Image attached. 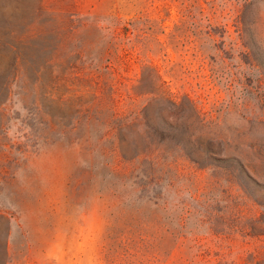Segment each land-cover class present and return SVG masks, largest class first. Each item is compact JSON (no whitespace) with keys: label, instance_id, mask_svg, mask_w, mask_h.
Instances as JSON below:
<instances>
[{"label":"rangeland","instance_id":"374dc122","mask_svg":"<svg viewBox=\"0 0 264 264\" xmlns=\"http://www.w3.org/2000/svg\"><path fill=\"white\" fill-rule=\"evenodd\" d=\"M168 1L0 0V264H264V0Z\"/></svg>","mask_w":264,"mask_h":264},{"label":"trees","instance_id":"16d2710c","mask_svg":"<svg viewBox=\"0 0 264 264\" xmlns=\"http://www.w3.org/2000/svg\"><path fill=\"white\" fill-rule=\"evenodd\" d=\"M131 1H133L135 4L144 8V10L148 7V5H153L154 7H158V6L159 7H161V6L165 7L167 4H169L168 0H131ZM172 1L176 2L179 7H182L184 4L183 0H172ZM204 1L207 4H211V1H214V0H204ZM200 4H201V2L199 0H191V2H190V6H193V7H198V6L201 7ZM139 12H140V14L135 19V21H133V23L131 25H133L135 29L142 30L143 26L141 27V24H144L146 20L143 19V16H144L143 10L140 9ZM119 20L120 19H118V21ZM70 21H71V18H70ZM149 21L153 24L156 22L155 20H149ZM143 33H144V31H143ZM143 33L141 32V33H139V35L143 36ZM138 42H142V40H139ZM114 54L116 55L115 50H112L110 48H106L104 51V56L108 55V58H106V60L109 62H110L111 57L114 56ZM107 66L109 67L110 64H107Z\"/></svg>","mask_w":264,"mask_h":264}]
</instances>
